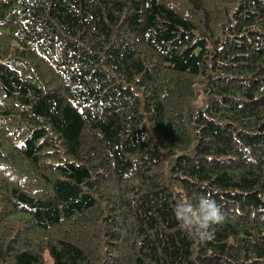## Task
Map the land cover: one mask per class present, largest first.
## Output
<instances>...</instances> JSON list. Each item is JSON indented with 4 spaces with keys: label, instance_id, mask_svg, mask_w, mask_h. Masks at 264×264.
<instances>
[{
    "label": "trees",
    "instance_id": "trees-1",
    "mask_svg": "<svg viewBox=\"0 0 264 264\" xmlns=\"http://www.w3.org/2000/svg\"><path fill=\"white\" fill-rule=\"evenodd\" d=\"M0 264H264V0H0Z\"/></svg>",
    "mask_w": 264,
    "mask_h": 264
},
{
    "label": "clouds",
    "instance_id": "clouds-1",
    "mask_svg": "<svg viewBox=\"0 0 264 264\" xmlns=\"http://www.w3.org/2000/svg\"><path fill=\"white\" fill-rule=\"evenodd\" d=\"M174 214L186 233L201 240L212 239L210 226L227 219L222 207L206 194L197 195L194 200H178Z\"/></svg>",
    "mask_w": 264,
    "mask_h": 264
}]
</instances>
